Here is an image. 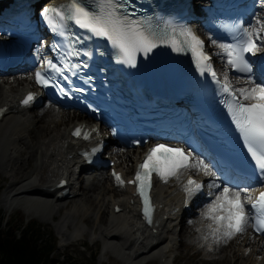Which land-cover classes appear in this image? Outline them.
Segmentation results:
<instances>
[{"label": "bare ground", "instance_id": "bare-ground-1", "mask_svg": "<svg viewBox=\"0 0 264 264\" xmlns=\"http://www.w3.org/2000/svg\"><path fill=\"white\" fill-rule=\"evenodd\" d=\"M263 13L264 0H260L249 17V28L255 37L259 36ZM209 47L215 52L225 78L235 84L243 98L263 96L264 87L258 84L256 76L236 78L229 74L226 62L222 64L220 60L227 53L224 44L212 42ZM33 87L26 71L17 73L13 80L0 81V108H8V113L0 117V179L5 181L7 190L3 200L9 209L23 199L48 206L47 221L66 209L56 224L60 226V249L72 240L81 239L85 227L78 223L82 221L91 225L93 240L104 241L100 260L116 253L127 264H146L154 256L160 264H172L178 247L186 239L202 252V264H264V237L253 235L247 229L233 234L231 227L235 217L246 211L249 199L259 187L252 185L241 190L218 187L210 161L205 164L194 159L166 184H156L153 195L157 216L153 226L146 227L139 220L138 208L133 202L134 188L128 183V175H132L145 148L109 147L103 154L116 160L115 171L122 173L126 181L120 183L124 186L121 189L112 177L111 167L100 174L96 171L85 174L90 167L84 169L86 161L82 152L100 141L113 139L101 130L92 132L87 139L73 137V129L85 116L75 110H62L55 104H42L35 108L36 112L42 108L39 115L30 117L28 114L34 111L21 108L19 102ZM77 172L85 175L80 182ZM191 177L196 182L204 181L207 194L202 198L192 199L184 193L185 183ZM62 178L70 180V184L68 194L61 198L59 194L65 188L57 189V185ZM44 182L49 184L44 186ZM83 194L87 207L77 203ZM199 199L202 202L191 212L195 215H185L187 203L193 204ZM37 203L30 206L40 207ZM50 203L56 205L50 208ZM116 206L121 208L118 213L114 211Z\"/></svg>", "mask_w": 264, "mask_h": 264}, {"label": "rangeland", "instance_id": "rangeland-1", "mask_svg": "<svg viewBox=\"0 0 264 264\" xmlns=\"http://www.w3.org/2000/svg\"><path fill=\"white\" fill-rule=\"evenodd\" d=\"M263 25H264V16L261 18L260 26L262 27ZM260 26L257 29H259ZM209 48L214 53L216 63L218 64L219 67V61L217 59L215 52L211 47ZM220 60L221 63L224 64L223 55L220 56ZM15 75H17V73L2 75L0 76V81H4L7 79L13 80L15 79ZM32 111L34 112H31L28 115L30 117H37L39 113L42 111V108H40L38 112H36L35 109H33ZM109 147L119 148L117 145H115L114 142L109 143ZM48 184H49L48 182H44L42 185L46 186ZM6 191L7 190H6L5 181L0 179V222L2 221L3 225L5 226H8L11 223L13 224L16 221L19 214L23 215L21 223L31 222L33 220L38 222L42 226L43 231L45 230L46 233L48 234L51 233L56 239L57 246L56 249L53 250L51 256L55 261L58 262L57 264H62L63 262H66L67 259H71V261H74L78 264H83V263L88 264L93 262H95L96 264H127L125 259L121 258L116 253H109L106 256V258L100 260L99 256L104 241L103 239L93 240L94 236L92 235L93 230L91 229V225L81 223L82 221H79L78 223V225L84 224L83 226L85 227V232L84 235L81 237V239L72 240V242L69 243L67 246H65L64 249H60V238H61V234L59 233L60 226H57L56 224L57 221L59 220L60 215H62L66 209L61 210L54 219H50L49 221H47L46 217L49 215L50 209L48 208V206L42 207L41 203L33 202L28 199H23L18 203L15 202L12 205L11 209H9L6 202L3 200L5 198L4 196L7 195ZM31 203H37L40 207L32 208L30 206ZM77 203L80 204L82 207H87L85 194H83V196L77 200ZM55 205L56 204L50 203L51 206L50 208L54 207ZM69 206L70 204L68 205V207ZM194 215L195 214H192L191 217H193ZM94 255H95V260H93ZM201 256H202V252L197 251L194 245L192 244L189 245L185 239L183 244L178 247L177 252L174 256L175 260L172 264H202V261L200 260ZM204 262L205 261H203V263ZM146 264H160V262L159 259L156 256H154L153 259L149 260Z\"/></svg>", "mask_w": 264, "mask_h": 264}, {"label": "trees", "instance_id": "trees-1", "mask_svg": "<svg viewBox=\"0 0 264 264\" xmlns=\"http://www.w3.org/2000/svg\"><path fill=\"white\" fill-rule=\"evenodd\" d=\"M22 218L19 214L8 226L0 222V264H57L51 256L57 246L55 237L43 231L35 220L21 223ZM62 264L78 263L67 259Z\"/></svg>", "mask_w": 264, "mask_h": 264}]
</instances>
